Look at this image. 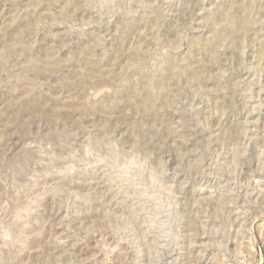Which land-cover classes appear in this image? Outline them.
<instances>
[{"label": "rangeland", "instance_id": "rangeland-1", "mask_svg": "<svg viewBox=\"0 0 264 264\" xmlns=\"http://www.w3.org/2000/svg\"><path fill=\"white\" fill-rule=\"evenodd\" d=\"M0 264H264V0H0Z\"/></svg>", "mask_w": 264, "mask_h": 264}]
</instances>
